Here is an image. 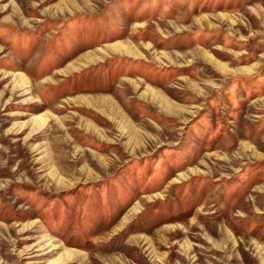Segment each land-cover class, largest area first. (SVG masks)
Masks as SVG:
<instances>
[{
    "label": "rangeland",
    "instance_id": "1",
    "mask_svg": "<svg viewBox=\"0 0 264 264\" xmlns=\"http://www.w3.org/2000/svg\"><path fill=\"white\" fill-rule=\"evenodd\" d=\"M0 264H264V0H0Z\"/></svg>",
    "mask_w": 264,
    "mask_h": 264
}]
</instances>
